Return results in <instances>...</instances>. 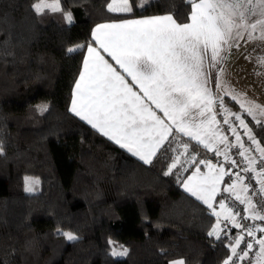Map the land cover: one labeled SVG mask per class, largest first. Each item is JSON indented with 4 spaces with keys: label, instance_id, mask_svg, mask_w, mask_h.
Here are the masks:
<instances>
[{
    "label": "trees",
    "instance_id": "1",
    "mask_svg": "<svg viewBox=\"0 0 264 264\" xmlns=\"http://www.w3.org/2000/svg\"><path fill=\"white\" fill-rule=\"evenodd\" d=\"M110 1L59 0L61 11L37 13L34 0H0V264H222L225 241L208 235L216 217L180 187L214 153L173 135L145 165L69 111L94 25L165 14L188 22L191 11L185 0H136L111 12ZM76 45L85 47L67 52ZM245 121L264 148V125ZM180 144L187 161L165 175ZM26 176L39 180L35 194ZM109 240L127 255H111Z\"/></svg>",
    "mask_w": 264,
    "mask_h": 264
},
{
    "label": "snow or ice",
    "instance_id": "2",
    "mask_svg": "<svg viewBox=\"0 0 264 264\" xmlns=\"http://www.w3.org/2000/svg\"><path fill=\"white\" fill-rule=\"evenodd\" d=\"M135 3L136 0L131 2L130 0H111L108 10L131 12ZM148 3L149 0H139L137 6L143 7ZM185 3L191 7L187 17L190 23L177 22L173 14H165L140 20H126L118 24H99L92 33L99 47L124 69L132 78V82L139 84L143 95L161 108L174 122L178 116L188 115L186 110L193 100L194 93L198 94L201 90L202 60L209 47L212 49L211 59L215 61L221 44H227L228 40L233 38L234 30L236 37H240L242 32L247 31L250 38H256L252 37V33L259 30L258 38L264 40V0H185ZM32 8L37 13H41L45 8L61 11L59 0H52L51 3L48 0H34ZM62 14L68 23L72 22L71 13L65 11ZM253 17L258 18L253 20ZM83 47L85 45L69 47L67 52L73 53ZM87 51L88 56L83 61V70L75 82L70 111L86 120L109 139L115 140L121 147L128 148L133 155H139L144 163H151L150 157L155 156L164 146L169 131L168 126L149 109L143 107L141 97L132 90L124 77L104 60L96 48L88 45ZM257 59L264 64V57ZM203 91L206 93L207 89ZM40 107L46 109L47 106ZM248 112L252 115V109H248ZM261 115H264V111ZM236 119L246 129L249 138L256 143L244 120L238 114ZM224 122L228 123L227 119ZM153 129H157L154 135L151 134ZM178 130L195 139L197 143L204 144L205 148L210 147L209 143L200 138L198 131L188 130L182 120ZM145 133L149 134L147 140L143 135ZM239 140L240 137L237 136V141ZM133 146L136 147L135 151ZM144 146L148 148L147 153L140 150ZM2 151L0 146V152ZM260 151L264 154V148ZM184 152H188L187 145H184ZM180 155L173 158L169 171L165 172V175L182 163ZM191 159L195 161V156H191ZM221 174H223L222 169ZM186 190L197 199L203 200L210 209L213 207L210 201L216 191L214 183L208 189L207 197L191 188L186 187ZM224 191L227 192L230 189L225 188ZM236 198L240 199L239 196ZM243 202L241 200V203ZM248 203L252 207L251 200ZM221 206L223 207L222 204ZM213 214L220 215L215 211ZM254 218L264 220V216L258 214ZM225 219H232L234 222V217L226 216ZM235 226L240 227L239 224ZM57 231L60 232L59 229ZM216 232L214 228L208 235L213 236ZM60 234L68 240L77 239L71 232ZM248 235H252V232L249 231ZM108 243L115 245L111 255L119 257L127 255L128 249L123 245L116 244L112 240ZM239 243L236 241L237 246ZM257 243L260 245L258 264H264V239ZM247 247L251 249L252 245L248 244ZM231 252L232 256H237L239 259L247 256V252H243V255L237 253L235 246L232 247ZM232 256H229L223 264H230ZM169 264H185V262L173 260Z\"/></svg>",
    "mask_w": 264,
    "mask_h": 264
},
{
    "label": "crops",
    "instance_id": "3",
    "mask_svg": "<svg viewBox=\"0 0 264 264\" xmlns=\"http://www.w3.org/2000/svg\"><path fill=\"white\" fill-rule=\"evenodd\" d=\"M147 17L151 16L101 22L94 25L91 29V37L93 40L91 46L96 48L100 55L103 56L104 60H106L121 76L124 77V80L130 85L132 90L141 97L143 107L149 109L168 126L169 131L164 144L171 136L177 135L190 139L195 144L205 148L204 144L197 143L195 139H192L184 132L178 130L180 121L182 120L188 130L198 131L200 138L210 144L209 148H205L206 150L213 153L220 151L221 147L224 145L225 137L219 126L214 103L221 100L233 102L239 111V114L242 115L241 118L244 119V121L245 118H248L255 123L260 121V123L264 125V115H261V112L264 111V94H262L264 90V64L260 63L257 59L258 57H264V48L260 46L264 40L258 38L260 35L259 30L252 33V37L256 38H250L247 31L242 32L240 37H236L234 30L233 38L229 39L227 44H221L219 54L215 61L211 59V47L207 49L202 60V75L200 77L202 82L201 90L198 94L194 93L193 100L189 108L186 110L188 115L178 116L177 120L174 122L170 116L165 115L161 108H158L151 100L143 95L139 84L132 82V78L127 75L124 69L121 68L107 52L99 47V44L92 36L93 29H95L99 24H118L126 20H140ZM188 22L190 23L191 21L189 20ZM101 38L103 39L104 37L102 36ZM87 56L88 51L86 48L79 75L83 70V61ZM257 73H259V75ZM79 75L76 81L78 80ZM74 86L75 83L71 91L69 111L73 100ZM203 89H207V92L205 93ZM248 109H252V115H249ZM70 113L142 164H150L144 163V161L140 159L139 155H133V152L129 151L128 148L121 147L120 144L115 142V140L109 139L108 136H105L102 132L93 128L86 120L81 119L71 111ZM157 129H159V126H157ZM157 129H153L151 134L154 135ZM143 135L145 140L149 138L148 133ZM133 150H136L135 146H133ZM140 150L147 153L148 148L147 146H144ZM155 156L150 157L151 161ZM224 175V172L221 174V168L219 166L208 161L203 168L195 167L191 169V171L181 180L180 183L181 189L186 194L209 209L212 214L214 211L220 213L219 216L213 214L216 217L217 222L226 220L223 215V213L225 214L224 208L220 205L221 200L219 201V196L221 199V193L226 183ZM213 183L215 184L216 191L210 201L213 205L211 209L203 202V200L197 199V197L193 196L190 191L186 190V187L191 188L197 191L198 194L207 197L209 195L208 189L211 188ZM237 190L238 188H232L231 192L238 193L239 191ZM228 220L229 219H227V221Z\"/></svg>",
    "mask_w": 264,
    "mask_h": 264
},
{
    "label": "built area",
    "instance_id": "4",
    "mask_svg": "<svg viewBox=\"0 0 264 264\" xmlns=\"http://www.w3.org/2000/svg\"><path fill=\"white\" fill-rule=\"evenodd\" d=\"M214 106L225 139L221 150L214 153V162L212 163L219 166L225 174L224 189L229 188L230 191L225 192L223 189L220 205H223L225 211L224 214L222 210L223 215L234 217V222L232 219L216 221L209 232L214 228L217 232L210 237L215 241H225L228 249L225 260L232 256L231 249L234 246L240 255L247 252L244 259L232 256L230 264H258L260 245L257 241L264 239V231H261L264 229V220L256 219L254 216L257 214L264 216V190H262L264 189V184H262L264 181V154L260 151L262 147L259 140L251 134L256 141L254 143L241 126L240 121L236 119V114L239 115V111L234 105L221 100L216 101ZM226 119L228 123L224 122ZM237 136L240 137L239 141H237ZM232 188H238L239 192L232 193ZM237 196L240 199H237ZM241 200L244 202L241 203ZM249 200H251L252 207L249 206ZM237 224L240 227H236ZM249 231L252 232V235H248ZM236 241L240 242L238 246ZM248 244L252 245L251 249L247 247Z\"/></svg>",
    "mask_w": 264,
    "mask_h": 264
},
{
    "label": "rangeland",
    "instance_id": "5",
    "mask_svg": "<svg viewBox=\"0 0 264 264\" xmlns=\"http://www.w3.org/2000/svg\"><path fill=\"white\" fill-rule=\"evenodd\" d=\"M48 2L49 3H51L52 2V0H48ZM110 3H111V1H110ZM45 9H47V8H45ZM51 11V10H50ZM258 17H253L252 19L253 20H255V19H257ZM263 44H264V42L262 43V45H260L261 47H263L264 48V46H263ZM262 94H264V90H263V92H262ZM235 106V105H234ZM241 117H242V115L241 114H239ZM244 120V119H243ZM245 122V124H246V121H244ZM257 123V122H256ZM262 124V123H261ZM244 128V127H243ZM248 129H249V127H248ZM244 130H245V132L247 133V131H246V129L244 128ZM248 134V133H247ZM251 134H252V132H251ZM249 135V134H248ZM253 135V134H252ZM251 135V136H252ZM181 153H184L183 155H180ZM177 155H180V160H181V164H178L177 165V167H181L182 168V166L184 165V163L187 161V153H185L184 152V145H182V144H180V145H178V148H177V150H176V154H175V157L177 156ZM191 156H194V155H192L191 154ZM192 160V159H191ZM26 178H28V179H26ZM25 180H24V189H25V192L26 193H28V194H35L36 192H37V183H38V179L37 178H35V177H33V176H26L25 178H24ZM26 189H31V190H26ZM237 191H239V190H237ZM115 257H117V256H115Z\"/></svg>",
    "mask_w": 264,
    "mask_h": 264
}]
</instances>
